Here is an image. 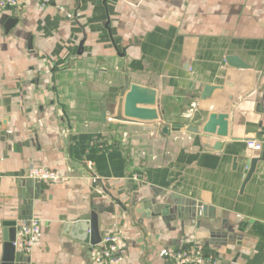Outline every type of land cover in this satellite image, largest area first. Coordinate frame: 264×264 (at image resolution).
<instances>
[{
  "label": "crops",
  "instance_id": "obj_1",
  "mask_svg": "<svg viewBox=\"0 0 264 264\" xmlns=\"http://www.w3.org/2000/svg\"><path fill=\"white\" fill-rule=\"evenodd\" d=\"M8 19L17 21L5 32ZM228 57L250 69L228 66ZM125 61L131 82L156 90L160 121L107 117ZM229 72L250 73L252 85L230 104L228 137L189 132L206 120L202 88ZM212 100L225 97L216 91ZM33 167L68 181L31 184ZM262 187L264 0H52L43 10L30 0L0 10V264L2 223L24 201L39 235L18 264H94L91 246L70 235L91 214L101 238L122 237V264H143L145 253L146 264H172L167 255L193 244L212 264H264V219L254 217Z\"/></svg>",
  "mask_w": 264,
  "mask_h": 264
},
{
  "label": "water",
  "instance_id": "obj_2",
  "mask_svg": "<svg viewBox=\"0 0 264 264\" xmlns=\"http://www.w3.org/2000/svg\"><path fill=\"white\" fill-rule=\"evenodd\" d=\"M15 19H8L4 24L5 32H8L12 26L16 23ZM29 49L30 44H29ZM228 66L236 69L247 70L249 66L239 62L236 57L226 58ZM123 81L122 85L118 88V99L116 111L112 115L107 117L118 123H130V124H152L160 121V115L156 108L157 104V92L151 87H147L138 83L131 82L128 76V68L125 61L123 68ZM252 85V75L250 73H233L226 74L225 82L222 84L205 85L198 98L199 116L205 118V122L199 129L188 128L191 133L201 132L202 134L215 136L217 138L228 137V112L230 104L236 101L240 96L246 94L249 87ZM221 92L225 101L218 106L212 100L214 92ZM209 112V113H208ZM110 116V117H109ZM172 128L182 129L180 125H173ZM167 128H163L162 132L167 133ZM220 145L217 144V147ZM256 158L251 159L248 171L242 184V189L249 182L254 168L257 163ZM31 184H33L32 180ZM25 184V182H24ZM159 206V205H156ZM162 215L166 216V210L170 209V205L164 204ZM198 212H201L203 216H206L207 207L198 205ZM176 216L179 218V208L175 210ZM130 220L136 228H138L144 236L142 227L136 222V220L130 215V210H126ZM258 213V214H256ZM193 217V213L191 215ZM254 217L257 219H264V187L260 188L256 197L254 207ZM32 219V208L27 202H23L19 213L15 220H7L2 223L3 233V247H2V264H18L20 263L18 255L23 254L16 250L13 246V242L22 231V225L19 222L25 221L26 223ZM70 235L76 241L89 244L90 246L97 245L101 241V236L98 228V220L96 214H91L90 219L87 221H78L70 224ZM147 253L143 258V264H146ZM24 262L22 261V264Z\"/></svg>",
  "mask_w": 264,
  "mask_h": 264
},
{
  "label": "built area",
  "instance_id": "obj_3",
  "mask_svg": "<svg viewBox=\"0 0 264 264\" xmlns=\"http://www.w3.org/2000/svg\"><path fill=\"white\" fill-rule=\"evenodd\" d=\"M30 0H0V10H16L24 6ZM39 9L43 10L50 5L52 0H34ZM219 142V139H216ZM247 149L253 152L260 151L262 146L258 143H247ZM91 164L88 163L90 168ZM28 178L37 185H54L68 181V178L56 170L41 167H33L28 171ZM134 180H138L133 176ZM39 235L38 221L31 219L22 229L16 241L13 242L16 250L29 254ZM90 258L94 264H122L124 261L122 237L119 234H110L101 238V241L90 248ZM172 264H212V258L206 256L202 245L193 244L182 249L175 250L167 255Z\"/></svg>",
  "mask_w": 264,
  "mask_h": 264
}]
</instances>
